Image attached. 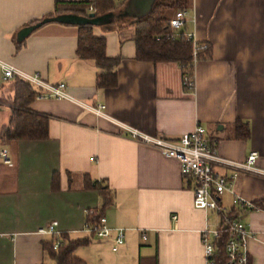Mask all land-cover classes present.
<instances>
[{
	"label": "crops",
	"instance_id": "obj_1",
	"mask_svg": "<svg viewBox=\"0 0 264 264\" xmlns=\"http://www.w3.org/2000/svg\"><path fill=\"white\" fill-rule=\"evenodd\" d=\"M55 1L93 0H0V60L50 86L65 85L67 95L28 106L48 118L46 140H0L10 161L0 158V264H54L45 249L53 237L38 230L56 222L60 236L85 239L87 215L98 211L110 230H124V244L112 252L111 239H91L74 253L85 264H153L148 259L155 256L157 264H206L200 234L218 227L219 215L194 209L193 185L179 163L131 139L125 128L176 139L200 125L220 157L243 163L255 152V167L264 172V0H119L103 16L88 10L34 32L26 27ZM159 2L174 5L163 15L169 20L185 11L179 33L211 48L193 69L191 92L177 63L136 60L135 30L126 26ZM84 23L105 40L106 57L120 59L113 88H98L99 70L76 57L77 26ZM12 83L0 82V134L10 119L3 99L12 96ZM98 107L101 115L91 111ZM237 121L248 125V139L234 138ZM95 185L111 197L105 207ZM232 187L256 205L233 215L250 233L248 264H264V177L241 174ZM232 200L225 192L219 203L229 210Z\"/></svg>",
	"mask_w": 264,
	"mask_h": 264
},
{
	"label": "trees",
	"instance_id": "obj_2",
	"mask_svg": "<svg viewBox=\"0 0 264 264\" xmlns=\"http://www.w3.org/2000/svg\"><path fill=\"white\" fill-rule=\"evenodd\" d=\"M119 0H93L91 2H60L55 1L53 10L39 20H34L26 27H34L36 31L45 24L56 22L58 18L71 14L87 16V11L92 8L94 16L99 17L116 11ZM126 1V0H122ZM174 8V5H166L164 2L156 3L150 13L138 20H131L126 27L135 30L136 60L139 62L153 63H177L181 67L182 76L192 74L194 51L196 61L209 59L211 48L206 44L193 43L191 40L179 34L178 38L169 27V19L164 18V13ZM61 23V22H60ZM23 47L18 44L16 52ZM76 57L80 61L91 62L99 70L96 77L98 88H113L116 86L115 69L120 59H109L105 55V40L93 35V25L84 23L77 26V49ZM40 96V92L29 83L16 79L12 83V96L3 100L11 107L8 125L0 134V140L5 141H44L48 138V118L46 116L32 113L28 110L29 104ZM247 124L237 121L233 126L235 139L246 140L249 137ZM57 175L53 177V188L55 187ZM102 196V207L108 205L111 197L107 198V189L95 185ZM234 216V215H233ZM100 211L87 215L86 223L94 224L100 218ZM90 238L70 241L64 236L59 239L53 237L52 241L45 246L54 264H85L77 258L74 253L82 246L90 243ZM228 234L224 231L214 242V254L211 258L213 264H227L225 245ZM59 240L60 244L53 250L54 243ZM157 264V257L148 259ZM140 259L138 264H142Z\"/></svg>",
	"mask_w": 264,
	"mask_h": 264
},
{
	"label": "built area",
	"instance_id": "obj_3",
	"mask_svg": "<svg viewBox=\"0 0 264 264\" xmlns=\"http://www.w3.org/2000/svg\"><path fill=\"white\" fill-rule=\"evenodd\" d=\"M89 11H93L89 8ZM186 20V12L179 10L174 17L169 20V27L174 33V37H179ZM186 40H191L190 35L184 36ZM192 41V40H191ZM196 51H194L193 69L197 63ZM16 79L25 81L37 88L40 92L38 98H54L57 100L66 99V87L63 84L50 86L43 82L37 75H27L13 66L0 60V82L6 83ZM182 84L188 91L194 90L193 72L182 76ZM97 115H101L102 107L91 109ZM128 136L143 144L157 149L163 156L176 160L180 165L181 175L186 182L193 185L192 205L196 210L212 211L219 215L220 224L213 230L207 227L201 231V245L206 264H213L211 258L214 254V242L226 231L228 239L225 245L227 264H248L249 255L247 242L250 233L240 219L233 216L234 209L243 211L256 210V205L244 202L232 190L234 180L241 174H253L264 177V172L255 167L258 158L257 153L252 152L245 162L239 163L224 159L219 156L216 142L208 137L205 130L196 125L192 132L184 134L176 139H169L163 136L150 137L139 132L125 128ZM0 158L4 163H9V158L5 150L0 152ZM218 170L227 172L221 174ZM233 194L232 209L223 208L219 201L225 193ZM84 231L90 238L97 240H112V252H117L124 244V230H110L106 226V220L101 216L94 224H85ZM42 236H52L59 239L57 223L53 222L48 226L38 230ZM145 240V236H143ZM60 241L53 245L56 250Z\"/></svg>",
	"mask_w": 264,
	"mask_h": 264
},
{
	"label": "water",
	"instance_id": "obj_4",
	"mask_svg": "<svg viewBox=\"0 0 264 264\" xmlns=\"http://www.w3.org/2000/svg\"><path fill=\"white\" fill-rule=\"evenodd\" d=\"M93 17H94L93 15H90V16H89V18H91V19H92ZM63 19H65V18H58L57 21H58V22H61ZM33 29H34V27H33Z\"/></svg>",
	"mask_w": 264,
	"mask_h": 264
}]
</instances>
